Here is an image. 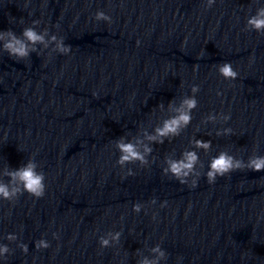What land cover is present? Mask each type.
Returning <instances> with one entry per match:
<instances>
[{"label": "clouds", "instance_id": "obj_1", "mask_svg": "<svg viewBox=\"0 0 264 264\" xmlns=\"http://www.w3.org/2000/svg\"><path fill=\"white\" fill-rule=\"evenodd\" d=\"M214 2L215 0H207V6L211 7ZM95 19L97 21L104 20L108 21L109 23L111 22V17L105 14L103 11H97L95 14ZM38 23L39 21L37 20L33 21V24ZM246 27L248 30L264 32V7L257 9L256 14L248 18ZM22 36L24 39L18 37L12 30L0 31V39H4L5 37L8 38L7 42L3 46V50L6 51L10 57H15L17 60H24L29 57L30 51H35L34 48H29L28 43H25V40L33 45L44 41V35L37 33L34 27H27L23 29ZM51 39L53 41H57L56 36H52ZM137 43H139V41H137ZM57 50L60 53L66 55L71 51V45H65L63 43V38H61L59 41H57ZM194 67L198 68V65H195ZM219 73L225 79L231 80H235L238 76V73L233 69L230 62H224L220 64ZM198 90V86L193 87L194 92ZM186 103L188 104L189 108L196 106L195 99L188 100ZM190 119L191 117L187 113H184L178 118H174L171 121L165 122L164 127L162 129H158L157 132L160 136H165L169 132L175 133L176 127L179 126L181 121L187 124ZM225 119H230V116L225 117ZM197 144L198 146L205 148L209 146L207 143L200 141H197ZM117 147L122 153L119 160L117 161V163L121 165L133 160H144L143 155L137 151L136 146L131 143H124L121 141L117 143ZM146 151H150V149H146ZM196 159L197 157L195 153H188L187 163L183 161L171 162L169 170L177 178L187 176V170H191ZM38 167L39 165L34 161V159H30L24 166L11 172H7L6 175L10 177V181L9 184H5L4 182L0 181V198L12 201L25 192L36 198H42L45 195L46 188L45 174L42 171H38ZM244 169L254 172L264 171V156L251 157L249 158L247 164H245L242 160H236L233 156L227 154L226 152H221L217 157L213 158L210 164V170L207 173L208 183H215L218 176L223 177L225 174L231 173L232 171ZM184 182L185 181L181 180V183ZM192 186H196L195 182H193ZM135 208L136 211H139V205L135 206ZM118 236L119 234L117 233L113 239H118ZM7 239L14 240L16 237L10 234ZM99 244L102 248L110 246L109 240L103 237L99 239ZM35 246L36 249L39 250L41 248L46 249L50 245L46 240L41 239L36 241ZM19 247L25 254H27L28 246L26 244H21ZM9 251L10 249L7 245H0V256H4L5 254L9 253ZM154 251L159 252L160 256L164 255L163 252H160L159 247L154 249ZM144 264H155V262H149L145 260Z\"/></svg>", "mask_w": 264, "mask_h": 264}]
</instances>
